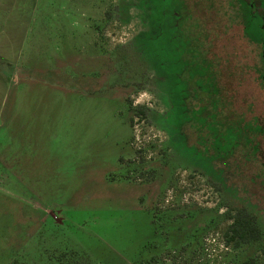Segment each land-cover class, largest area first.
Instances as JSON below:
<instances>
[{"label": "rangeland", "instance_id": "1", "mask_svg": "<svg viewBox=\"0 0 264 264\" xmlns=\"http://www.w3.org/2000/svg\"><path fill=\"white\" fill-rule=\"evenodd\" d=\"M239 1L174 0L188 35L214 37L231 66L190 65L184 78L231 86L249 106L246 120L263 125L255 69L264 65V21L243 36L230 21ZM154 8L149 0H0L5 72L19 78L0 113V264H207L205 243L219 251L213 245L237 209L261 237L230 243L225 261L264 264V133L249 137L247 160L227 170L217 162L215 175L213 140H196L203 163L188 133L177 143L185 149L176 146L165 127L174 90L137 41L155 32ZM210 114L201 112L212 124L201 133L218 132Z\"/></svg>", "mask_w": 264, "mask_h": 264}, {"label": "trees", "instance_id": "2", "mask_svg": "<svg viewBox=\"0 0 264 264\" xmlns=\"http://www.w3.org/2000/svg\"><path fill=\"white\" fill-rule=\"evenodd\" d=\"M154 4V13L151 16L155 32L145 33L139 36L138 44L141 46L144 54L152 64L167 75L170 86L175 95L172 97L175 105L171 108L172 114L167 115L166 125L170 130H166L174 143L179 142V138L186 136L194 142L192 148H195L194 155L203 163L201 158V148L195 145L198 138L206 137V142L213 140L212 158L213 173H218L216 163L222 162L226 165V170L232 162L243 163L249 158L252 141L249 137H256L264 133V124L259 123V119L246 120L249 106L240 105L239 100L235 98L236 92L230 86L202 85L197 81L196 76L192 80H185L184 73L190 65L197 66L217 64L225 67H231L229 61L219 56L214 51V37L206 41L200 40L199 35L192 39L185 30L190 22L186 23L185 12L180 8L173 6L174 0H149ZM235 5H237L235 3ZM231 13V22L243 25V36H249V30L253 27V20L261 19L264 21V7L262 0H240L239 5ZM221 9V7H220ZM221 10H218L220 12ZM225 14V13H224ZM225 15H228L225 14ZM230 16V15H229ZM206 29L207 26L205 27ZM194 31H197L194 30ZM248 35V36H247ZM208 52V53H206ZM203 53V57L200 54ZM207 55V56H206ZM259 83L264 86V65L257 66L255 69ZM224 86L225 90L221 87ZM170 110V111H171ZM205 111L207 119H211V112L218 114V132L201 133L204 125L209 129L212 126L210 122L201 118V112ZM142 113V110L139 109ZM237 118H239L237 120ZM233 120V122H229ZM131 122V121H130ZM205 123V124H204ZM229 123V127H228ZM204 124V125H203ZM203 125V127H200ZM231 125L234 127L231 128ZM187 126L186 131L184 127ZM166 129V128H165ZM183 145V146H182ZM184 143H179L177 147H184ZM255 150V149H253ZM205 153V152H204ZM201 158V159H200ZM224 170L220 169L222 175ZM231 224L224 234L227 244L233 243L235 247L243 244H250L258 241L261 237V230L252 215L245 209H237L234 214H227ZM247 264V263H244Z\"/></svg>", "mask_w": 264, "mask_h": 264}, {"label": "crops", "instance_id": "3", "mask_svg": "<svg viewBox=\"0 0 264 264\" xmlns=\"http://www.w3.org/2000/svg\"><path fill=\"white\" fill-rule=\"evenodd\" d=\"M8 44V41H5L4 44ZM9 48L5 47V45L3 47L0 48V113L3 110V106L5 107L7 104V96H8V92L11 90V88L15 85L18 84L19 78L16 75L14 78L12 77V75L10 74V76H8V74H6L5 69L6 67V61H7V53H8ZM14 79V82H13ZM11 82L13 83L11 84ZM13 98V97H12ZM21 101V97H15L14 99H11V106H10V110L8 109V112L12 113V111H14V108L17 107V102ZM14 104V105H13ZM13 175H11L12 177Z\"/></svg>", "mask_w": 264, "mask_h": 264}, {"label": "built area", "instance_id": "4", "mask_svg": "<svg viewBox=\"0 0 264 264\" xmlns=\"http://www.w3.org/2000/svg\"><path fill=\"white\" fill-rule=\"evenodd\" d=\"M214 242V241H213ZM205 252H206V258L210 259V260H206V263H213L214 260L216 261H220L223 259V262L225 261L226 258V254L228 252H231V247L229 244H227L225 242L224 239H222V241H218L217 244L213 245L214 247L216 246V248L219 250L217 251L215 248H213L209 243H205ZM214 252H218L216 255H214ZM202 259H198V261H201ZM209 262V263H208ZM227 264H230V261H225ZM225 264V263H223Z\"/></svg>", "mask_w": 264, "mask_h": 264}]
</instances>
